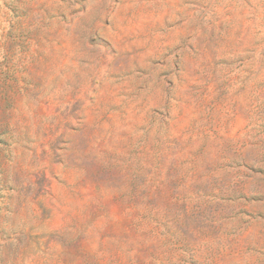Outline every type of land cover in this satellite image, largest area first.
Segmentation results:
<instances>
[{"label":"rangeland","instance_id":"374dc122","mask_svg":"<svg viewBox=\"0 0 264 264\" xmlns=\"http://www.w3.org/2000/svg\"><path fill=\"white\" fill-rule=\"evenodd\" d=\"M0 264H264V0H0Z\"/></svg>","mask_w":264,"mask_h":264}]
</instances>
